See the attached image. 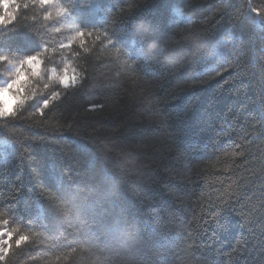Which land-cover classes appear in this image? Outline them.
<instances>
[{
    "label": "trees",
    "instance_id": "1",
    "mask_svg": "<svg viewBox=\"0 0 264 264\" xmlns=\"http://www.w3.org/2000/svg\"><path fill=\"white\" fill-rule=\"evenodd\" d=\"M43 2L0 53L78 79L0 118V264H264V0Z\"/></svg>",
    "mask_w": 264,
    "mask_h": 264
},
{
    "label": "clouds",
    "instance_id": "2",
    "mask_svg": "<svg viewBox=\"0 0 264 264\" xmlns=\"http://www.w3.org/2000/svg\"><path fill=\"white\" fill-rule=\"evenodd\" d=\"M36 3L43 6V0H36ZM62 11L46 14L44 20L55 19L56 17L63 16L69 11L67 8L58 7ZM71 27V25L69 26ZM52 32H60V27L51 28ZM56 49L45 48L41 52L34 53L28 56H16L8 53H0V63H6L9 70L4 73L6 82L0 83V113L9 111L14 104L18 105L23 101L32 99L36 93V89L31 87L34 80L43 79V73L48 71L51 73L50 78L43 84L40 89L43 92L46 88L51 86L53 80H58L60 84L67 83L74 76L69 72L68 67L62 69V74H58L57 69L51 67L44 69L42 67L43 60L37 59V55L50 56Z\"/></svg>",
    "mask_w": 264,
    "mask_h": 264
},
{
    "label": "snow or ice",
    "instance_id": "3",
    "mask_svg": "<svg viewBox=\"0 0 264 264\" xmlns=\"http://www.w3.org/2000/svg\"><path fill=\"white\" fill-rule=\"evenodd\" d=\"M47 3H54V0H47ZM14 5L18 6V0H0V9H2L3 11L0 12V26H4L6 23H8V25H11V23L15 22V17L13 15V12L10 11V8ZM18 10V9H17ZM252 12L256 15H260L261 18H264V15H262L261 10L258 8H251ZM62 11L60 8H57V12ZM189 23H191V21H189ZM91 33H89L90 35ZM78 36H83L84 33L82 32H78L77 33ZM109 43H113L112 40H109ZM118 52L120 51L119 49L117 50ZM37 59H39L40 57L37 55L36 57ZM127 64V61L125 62ZM221 72H217V75L222 74ZM72 76L75 77V79L70 80L67 83H63L65 86H68L70 84H73L77 81L78 77L76 75L75 70L73 69L71 72ZM58 95L54 96V98H56ZM50 101H46L43 103V108L46 109L49 107ZM16 104L13 105V107L6 112L0 113V118H4V117H12L15 114L16 111ZM100 106L96 105V104H92L89 106V111L95 112L98 110ZM38 111H41V113L43 114V110L42 109H38ZM4 215V213L2 211H0V216ZM8 221H2L0 222V224H7ZM19 230L17 228H12L11 230H9L6 227H2L0 226V262H3L6 260V258L12 253V241L13 238H15V246L17 248H19L22 244H24L25 242L29 241V236L24 234V233H20L17 237V232ZM75 251V250H74Z\"/></svg>",
    "mask_w": 264,
    "mask_h": 264
},
{
    "label": "rangeland",
    "instance_id": "4",
    "mask_svg": "<svg viewBox=\"0 0 264 264\" xmlns=\"http://www.w3.org/2000/svg\"><path fill=\"white\" fill-rule=\"evenodd\" d=\"M175 15L177 17H184V14L180 10H178V9L175 10ZM2 144L3 145H7L5 142H2Z\"/></svg>",
    "mask_w": 264,
    "mask_h": 264
}]
</instances>
